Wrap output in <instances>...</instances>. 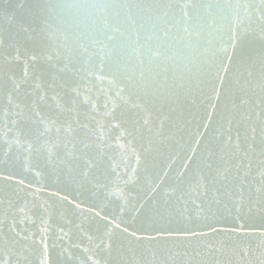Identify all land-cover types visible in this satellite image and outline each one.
<instances>
[{"label": "snow or ice", "instance_id": "1", "mask_svg": "<svg viewBox=\"0 0 264 264\" xmlns=\"http://www.w3.org/2000/svg\"><path fill=\"white\" fill-rule=\"evenodd\" d=\"M134 6L0 0V264H264V0Z\"/></svg>", "mask_w": 264, "mask_h": 264}, {"label": "water", "instance_id": "2", "mask_svg": "<svg viewBox=\"0 0 264 264\" xmlns=\"http://www.w3.org/2000/svg\"><path fill=\"white\" fill-rule=\"evenodd\" d=\"M111 2L120 3L121 0H111ZM129 4L133 5L132 13H133V15H135L136 10H135V6H134V0H129ZM119 11H120L121 16L123 17V16H125L127 10L124 8H121V9H119Z\"/></svg>", "mask_w": 264, "mask_h": 264}]
</instances>
